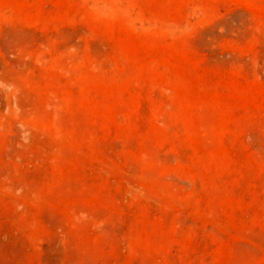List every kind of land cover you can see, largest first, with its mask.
I'll use <instances>...</instances> for the list:
<instances>
[{"label":"rangeland","instance_id":"1","mask_svg":"<svg viewBox=\"0 0 264 264\" xmlns=\"http://www.w3.org/2000/svg\"><path fill=\"white\" fill-rule=\"evenodd\" d=\"M0 264H264V0H0Z\"/></svg>","mask_w":264,"mask_h":264}]
</instances>
